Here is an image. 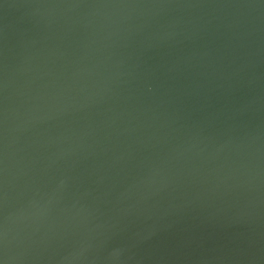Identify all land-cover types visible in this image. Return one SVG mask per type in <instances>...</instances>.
Instances as JSON below:
<instances>
[{"label":"water","instance_id":"water-1","mask_svg":"<svg viewBox=\"0 0 264 264\" xmlns=\"http://www.w3.org/2000/svg\"><path fill=\"white\" fill-rule=\"evenodd\" d=\"M0 264H264V0H0Z\"/></svg>","mask_w":264,"mask_h":264}]
</instances>
